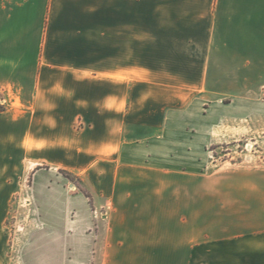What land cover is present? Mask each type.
I'll list each match as a JSON object with an SVG mask.
<instances>
[{
  "label": "crops",
  "instance_id": "obj_1",
  "mask_svg": "<svg viewBox=\"0 0 264 264\" xmlns=\"http://www.w3.org/2000/svg\"><path fill=\"white\" fill-rule=\"evenodd\" d=\"M263 86L264 0H0V264H264V166L202 169Z\"/></svg>",
  "mask_w": 264,
  "mask_h": 264
},
{
  "label": "rangeland",
  "instance_id": "obj_2",
  "mask_svg": "<svg viewBox=\"0 0 264 264\" xmlns=\"http://www.w3.org/2000/svg\"><path fill=\"white\" fill-rule=\"evenodd\" d=\"M226 101L220 100L214 105L219 118L212 122L222 129L232 130V136H228L230 140L226 142L205 147L202 169L206 173L228 178L231 175H244L246 165L250 168L264 166V86L253 91L250 101ZM61 171L78 189L85 192L77 176Z\"/></svg>",
  "mask_w": 264,
  "mask_h": 264
},
{
  "label": "built area",
  "instance_id": "obj_3",
  "mask_svg": "<svg viewBox=\"0 0 264 264\" xmlns=\"http://www.w3.org/2000/svg\"><path fill=\"white\" fill-rule=\"evenodd\" d=\"M0 104H2V99L0 98Z\"/></svg>",
  "mask_w": 264,
  "mask_h": 264
},
{
  "label": "trees",
  "instance_id": "obj_4",
  "mask_svg": "<svg viewBox=\"0 0 264 264\" xmlns=\"http://www.w3.org/2000/svg\"><path fill=\"white\" fill-rule=\"evenodd\" d=\"M62 172V171H61Z\"/></svg>",
  "mask_w": 264,
  "mask_h": 264
}]
</instances>
